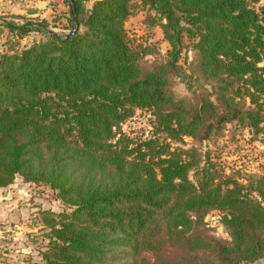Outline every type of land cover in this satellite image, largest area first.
Instances as JSON below:
<instances>
[{"label": "trees", "instance_id": "16d2710c", "mask_svg": "<svg viewBox=\"0 0 264 264\" xmlns=\"http://www.w3.org/2000/svg\"><path fill=\"white\" fill-rule=\"evenodd\" d=\"M75 1L70 37L43 21L0 18L19 38L46 36L0 53V192L21 177L50 186L67 206L43 211L47 246L28 264H264V175L217 179L196 151L172 145L232 121L261 130V0H94L88 9ZM133 1L160 24L168 61L140 63L125 25ZM185 39L212 82L195 102L169 88ZM137 110L150 113L156 133L122 130ZM210 209L226 212L230 241L193 229L194 214Z\"/></svg>", "mask_w": 264, "mask_h": 264}, {"label": "rangeland", "instance_id": "374dc122", "mask_svg": "<svg viewBox=\"0 0 264 264\" xmlns=\"http://www.w3.org/2000/svg\"><path fill=\"white\" fill-rule=\"evenodd\" d=\"M68 1V0H67ZM40 4L39 0H0V18L23 23L32 20L45 22L47 30L60 34L70 32L67 22L69 4ZM86 9L92 2L84 0ZM48 6L50 8L49 12ZM264 15V0L257 5ZM153 13L139 2L133 1V12L126 21V29L133 47L141 54V64L151 66L169 59L171 46L164 38L160 24L153 18ZM2 24L0 19V53L10 48L14 42L21 45L32 40H43L46 36L33 31L24 38ZM182 53L175 72L168 74L169 88L177 98L195 102L202 91L212 92V82L204 78L198 67L194 66L196 52L185 39ZM145 70L153 67H143ZM215 100V96L211 95ZM147 111L137 110L133 117L122 125V130L131 137L146 138L156 133ZM261 130L255 133L238 122L225 123L220 132L207 139L184 136L182 141L172 143L174 147L196 151L201 158V166L209 165L217 179L230 177L241 183H249L264 175V122ZM165 138L163 133L159 134ZM199 175L193 170L190 177L196 180ZM218 181V180H217ZM67 206L56 196L55 191L43 183H26L21 177L15 183L0 192V264H28L41 259V251L47 246L45 232L48 227L44 222L43 211L58 213ZM225 211L210 209L202 218L194 214L196 223L193 229L204 236L230 241V229L224 223Z\"/></svg>", "mask_w": 264, "mask_h": 264}, {"label": "water", "instance_id": "95a60500", "mask_svg": "<svg viewBox=\"0 0 264 264\" xmlns=\"http://www.w3.org/2000/svg\"><path fill=\"white\" fill-rule=\"evenodd\" d=\"M68 4H69V10H70V13H71V17H72V28L70 30L69 33L66 34L67 37H70L72 36L77 28H78V14H77V8H76V1L75 0H68ZM49 32H54L52 30H48Z\"/></svg>", "mask_w": 264, "mask_h": 264}, {"label": "crops", "instance_id": "0c3cea01", "mask_svg": "<svg viewBox=\"0 0 264 264\" xmlns=\"http://www.w3.org/2000/svg\"><path fill=\"white\" fill-rule=\"evenodd\" d=\"M41 3V5L42 4H46V5H48V4H51V2H55V4H58V7H61L62 5H65V3L63 2V0H39ZM94 0H91V2H93ZM45 5V6H46ZM49 10H50V8H49V6H48V10L46 11V12H49Z\"/></svg>", "mask_w": 264, "mask_h": 264}]
</instances>
